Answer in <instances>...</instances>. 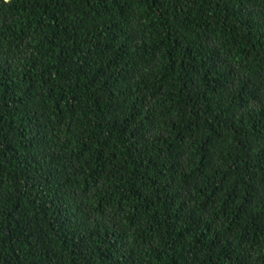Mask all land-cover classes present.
Segmentation results:
<instances>
[{"label": "trees", "instance_id": "obj_1", "mask_svg": "<svg viewBox=\"0 0 264 264\" xmlns=\"http://www.w3.org/2000/svg\"><path fill=\"white\" fill-rule=\"evenodd\" d=\"M0 264H264V0H0Z\"/></svg>", "mask_w": 264, "mask_h": 264}]
</instances>
